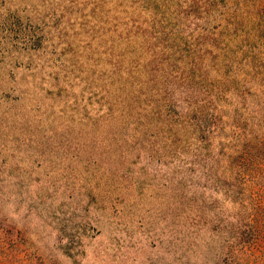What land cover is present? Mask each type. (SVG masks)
<instances>
[{
  "label": "rangeland",
  "instance_id": "obj_1",
  "mask_svg": "<svg viewBox=\"0 0 264 264\" xmlns=\"http://www.w3.org/2000/svg\"><path fill=\"white\" fill-rule=\"evenodd\" d=\"M0 264H264V0H0Z\"/></svg>",
  "mask_w": 264,
  "mask_h": 264
}]
</instances>
